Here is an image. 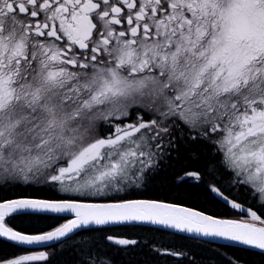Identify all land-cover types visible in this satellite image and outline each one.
<instances>
[{
	"label": "snow or ice",
	"instance_id": "snow-or-ice-1",
	"mask_svg": "<svg viewBox=\"0 0 264 264\" xmlns=\"http://www.w3.org/2000/svg\"><path fill=\"white\" fill-rule=\"evenodd\" d=\"M124 227L264 261V0H0V264H240Z\"/></svg>",
	"mask_w": 264,
	"mask_h": 264
},
{
	"label": "trees",
	"instance_id": "trees-1",
	"mask_svg": "<svg viewBox=\"0 0 264 264\" xmlns=\"http://www.w3.org/2000/svg\"><path fill=\"white\" fill-rule=\"evenodd\" d=\"M178 192H181V190L173 189L171 194L167 192L160 194V198H167L169 200H172L175 198V195ZM158 193L159 187L156 184L149 185L146 191V195L148 196H156ZM179 202L188 204L189 206L193 207H201L199 202L195 198L189 199L187 196H185ZM201 210L217 215L223 214V209L217 206L205 205L201 208ZM115 232L119 235H128L137 239H141L142 241L146 240L148 242L156 244L157 246L162 245L163 247L168 249L193 253L195 254L196 258H200L201 256L207 257L213 254L219 257L222 253L224 257H227L228 255L237 257L240 261V264H264V261H261L259 257L248 255L242 251H239L235 247L225 246L217 249L215 246L216 244H212L211 246H209L187 237L170 234L169 232L152 230L151 228L124 227L115 229ZM145 255H147V250H145ZM152 261L153 264H188V261L182 257L179 259L176 257H152Z\"/></svg>",
	"mask_w": 264,
	"mask_h": 264
},
{
	"label": "water",
	"instance_id": "water-1",
	"mask_svg": "<svg viewBox=\"0 0 264 264\" xmlns=\"http://www.w3.org/2000/svg\"><path fill=\"white\" fill-rule=\"evenodd\" d=\"M163 231H167L169 232L168 230H163ZM175 234H178V235H181V236H184V237H188L186 234H180V233H175ZM188 238H191V237H188ZM191 239H194V240H197L196 238H191ZM223 242H220V241H216L214 242L213 244H222ZM228 247H235V246H228ZM236 248V247H235Z\"/></svg>",
	"mask_w": 264,
	"mask_h": 264
},
{
	"label": "flooded vegetation",
	"instance_id": "flooded-vegetation-1",
	"mask_svg": "<svg viewBox=\"0 0 264 264\" xmlns=\"http://www.w3.org/2000/svg\"><path fill=\"white\" fill-rule=\"evenodd\" d=\"M39 250H44V249H39Z\"/></svg>",
	"mask_w": 264,
	"mask_h": 264
}]
</instances>
